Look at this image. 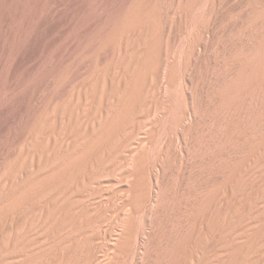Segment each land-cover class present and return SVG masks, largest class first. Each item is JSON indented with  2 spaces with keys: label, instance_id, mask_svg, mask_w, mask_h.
I'll use <instances>...</instances> for the list:
<instances>
[{
  "label": "rangeland",
  "instance_id": "rangeland-1",
  "mask_svg": "<svg viewBox=\"0 0 264 264\" xmlns=\"http://www.w3.org/2000/svg\"><path fill=\"white\" fill-rule=\"evenodd\" d=\"M119 84L128 117H113L111 155L62 189L63 222L41 230L33 195L0 220L1 242L14 228L15 252L46 249L49 264H209L220 196L264 148V0H0V190L42 179Z\"/></svg>",
  "mask_w": 264,
  "mask_h": 264
},
{
  "label": "bare ground",
  "instance_id": "bare-ground-1",
  "mask_svg": "<svg viewBox=\"0 0 264 264\" xmlns=\"http://www.w3.org/2000/svg\"><path fill=\"white\" fill-rule=\"evenodd\" d=\"M120 85H117L114 89L116 93L114 94L115 100L113 103H109L110 109L96 123V126L90 127L87 124L80 137L67 144V149L62 156L53 155L51 161H49V156L46 157L49 163L45 162L44 167L41 169L40 175H45L42 179L32 183L33 179L26 177L19 184H11L9 188L5 189L3 187L0 190V220L4 216H9L14 220L16 218L14 212L16 208H21L26 199L33 200L32 196L34 195L38 202L42 201L44 204L38 221L41 230L46 229V231H49L53 225L49 221L51 215L54 218L55 225L63 222L67 210L64 197L61 195L62 189L67 185H74L77 180L82 178L86 169L93 165L99 167V163L103 161L104 157L111 155L108 146L115 139L112 134L113 117L117 116L121 119L128 117L130 88L123 85L121 89ZM87 92L90 94L91 100L87 101L88 95L85 94V107H89L91 101H94L93 89L90 87ZM103 95L104 88L101 91L100 99L103 98ZM69 104L63 105L65 109L68 106L71 107ZM78 105V103H75L74 107L70 108L73 114ZM56 108L58 109L60 106L58 105ZM89 108L94 109L91 106ZM81 111L86 110L81 109ZM70 122H72L71 116L68 119V123ZM62 126L66 125L62 124ZM35 139L36 137H34L33 147L36 148L40 144ZM102 147L105 151L102 150ZM132 153L128 156L125 165H131L136 173H139L145 165L143 150L138 148ZM253 174L255 177H253ZM3 177L4 174H1L0 182ZM18 190L19 193L14 194ZM129 192L131 193L130 202L132 205H136L143 200L145 191L139 178L129 188ZM220 201L224 208L221 212H217L218 219H215L218 246L209 264H264V148L263 152L247 170L245 169L235 176L228 195L220 196ZM199 204L203 207L204 203L200 201ZM127 221V219H123L121 224L126 233L130 230L129 226H126ZM209 229L210 227H207V231ZM19 237V233L13 228L7 233L5 243L1 242L0 239V254L6 251L3 259L8 260L5 264H49L46 259L47 255L44 253L46 249L31 254L30 250L25 252L22 247V251L25 253L20 251L21 253L18 255L15 250L19 249ZM117 240L119 239L117 238ZM62 256H64V253ZM107 259L108 256L106 255L105 260ZM200 262L201 259L197 258L194 264H200ZM55 264H63L62 258L58 259ZM98 264H103V262Z\"/></svg>",
  "mask_w": 264,
  "mask_h": 264
}]
</instances>
